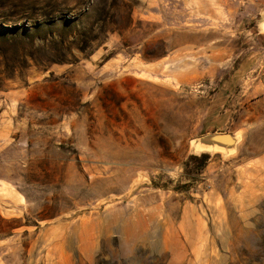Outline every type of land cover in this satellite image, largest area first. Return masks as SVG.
I'll return each instance as SVG.
<instances>
[{"label": "rangeland", "instance_id": "374dc122", "mask_svg": "<svg viewBox=\"0 0 264 264\" xmlns=\"http://www.w3.org/2000/svg\"><path fill=\"white\" fill-rule=\"evenodd\" d=\"M263 17L0 0V264H264Z\"/></svg>", "mask_w": 264, "mask_h": 264}, {"label": "water", "instance_id": "95a60500", "mask_svg": "<svg viewBox=\"0 0 264 264\" xmlns=\"http://www.w3.org/2000/svg\"><path fill=\"white\" fill-rule=\"evenodd\" d=\"M261 23H264V17L262 21H260V25ZM261 30L264 32L263 28H261ZM238 133L240 137L237 136ZM242 140H243V133L240 131L238 132L213 131L193 137L189 141V147H190V151L194 154L219 153L223 157H231L237 153ZM193 144H195V146L198 149L195 148ZM220 150H225V151L235 150V153L233 155H225V153L221 152Z\"/></svg>", "mask_w": 264, "mask_h": 264}, {"label": "bare ground", "instance_id": "6f19581e", "mask_svg": "<svg viewBox=\"0 0 264 264\" xmlns=\"http://www.w3.org/2000/svg\"><path fill=\"white\" fill-rule=\"evenodd\" d=\"M260 28H263V30H264V23H261ZM237 136L240 137L239 133H238ZM193 145L195 146V144H193ZM195 148H197V147L195 146ZM220 151L223 152V153H225L226 155H233L235 153V150H229V151L220 150ZM217 152H219V151H217Z\"/></svg>", "mask_w": 264, "mask_h": 264}]
</instances>
